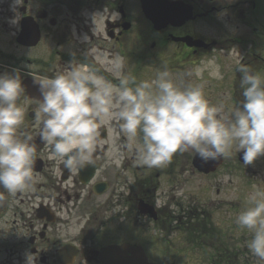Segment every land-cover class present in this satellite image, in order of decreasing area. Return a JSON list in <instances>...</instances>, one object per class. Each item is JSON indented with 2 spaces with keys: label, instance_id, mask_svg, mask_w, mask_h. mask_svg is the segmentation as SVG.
<instances>
[{
  "label": "flooded vegetation",
  "instance_id": "1",
  "mask_svg": "<svg viewBox=\"0 0 264 264\" xmlns=\"http://www.w3.org/2000/svg\"><path fill=\"white\" fill-rule=\"evenodd\" d=\"M154 1L161 9L153 15L152 0H23L20 6L0 0V74L21 76L25 91L18 104L26 115L18 135H31L37 150L33 185L15 195L2 192L0 264H26L27 253L36 264H100L102 246L130 241L119 239L125 220L146 225L141 233L152 226L163 238L176 232L174 264H264L247 247L252 233L236 224L251 206L248 195L264 191V155L246 165L242 151L207 163L177 151L166 165L148 168L124 147L117 167L106 163L105 144L94 153V165L78 172L47 158L34 80L83 65L118 85L97 55L122 57L124 73L136 84L165 68L181 86L204 83L207 99L223 104L225 114L243 100L239 63L264 77V0ZM209 59L220 65L222 80L207 71L202 79L195 76ZM120 143L127 137L121 135Z\"/></svg>",
  "mask_w": 264,
  "mask_h": 264
},
{
  "label": "clouds",
  "instance_id": "2",
  "mask_svg": "<svg viewBox=\"0 0 264 264\" xmlns=\"http://www.w3.org/2000/svg\"><path fill=\"white\" fill-rule=\"evenodd\" d=\"M14 4L20 6L23 0ZM118 19L114 12L112 22ZM19 20L17 15L11 22ZM95 59L118 85L83 65L34 80L42 97L36 114L39 137L50 148L49 160L78 172L94 165V153L105 144L106 163L117 167L124 147L134 149L138 162L148 168L166 165L177 151H191L204 163L242 151L246 165L264 155V77L242 62L237 71L243 100L225 114L223 104L207 99L204 83L181 86L165 68L156 79L136 84L135 77L124 73L119 55ZM205 71L212 79H223L215 59L194 69L198 79ZM24 91L19 72L0 74V192L10 195L27 190L36 180L33 137L18 135L26 115L18 104ZM101 129L107 133L104 139ZM121 135L127 137L126 144L120 143ZM247 201L251 206L237 215L236 224L252 233L247 247L264 260V191H253ZM26 264H36L34 254H26Z\"/></svg>",
  "mask_w": 264,
  "mask_h": 264
},
{
  "label": "rangeland",
  "instance_id": "3",
  "mask_svg": "<svg viewBox=\"0 0 264 264\" xmlns=\"http://www.w3.org/2000/svg\"><path fill=\"white\" fill-rule=\"evenodd\" d=\"M139 229L148 228L146 225H137ZM131 222L125 220L119 224V239L122 237L139 243L143 246L149 259L157 264H174L173 260L177 257L176 243L178 239L176 232H168L163 238L162 233L157 228L141 233ZM169 242H168V241Z\"/></svg>",
  "mask_w": 264,
  "mask_h": 264
},
{
  "label": "water",
  "instance_id": "4",
  "mask_svg": "<svg viewBox=\"0 0 264 264\" xmlns=\"http://www.w3.org/2000/svg\"><path fill=\"white\" fill-rule=\"evenodd\" d=\"M26 35L31 36L30 33ZM2 203V192H0V207ZM100 259L101 264H155L147 259L140 245L127 242L110 244L103 247L100 253Z\"/></svg>",
  "mask_w": 264,
  "mask_h": 264
}]
</instances>
